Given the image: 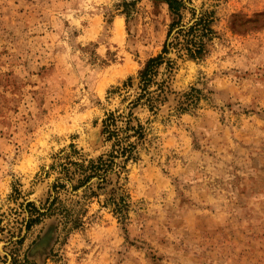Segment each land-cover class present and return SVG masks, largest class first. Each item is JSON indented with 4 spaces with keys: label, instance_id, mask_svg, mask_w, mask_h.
<instances>
[{
    "label": "rangeland",
    "instance_id": "374dc122",
    "mask_svg": "<svg viewBox=\"0 0 264 264\" xmlns=\"http://www.w3.org/2000/svg\"><path fill=\"white\" fill-rule=\"evenodd\" d=\"M187 3L213 33L199 59L170 54L155 113L132 110L144 135L118 181L122 217L61 167L110 149L102 120L160 52L167 5L0 0V264H264V0ZM53 196L69 216L38 215Z\"/></svg>",
    "mask_w": 264,
    "mask_h": 264
},
{
    "label": "trees",
    "instance_id": "16d2710c",
    "mask_svg": "<svg viewBox=\"0 0 264 264\" xmlns=\"http://www.w3.org/2000/svg\"><path fill=\"white\" fill-rule=\"evenodd\" d=\"M160 1L167 5L171 14V22L168 25L160 52L148 58L137 71L136 84H133V79L130 77L124 82V85L132 87L134 90L132 99L127 101L125 109L121 112H118L117 109L109 111L102 120L101 133L110 142V149L94 159L87 161L69 160L61 167L62 178L71 184L72 190L82 186L90 189L88 186L92 183L88 182L94 179L96 181L95 187L107 195L104 197L103 203L111 206L112 211L122 217L124 216L122 214L126 202L124 195L116 194L118 181L125 170L126 162L135 158L137 143L144 135L143 125L140 124L138 118L134 117L132 110L143 106L155 113L159 105L167 100V95L170 92L168 82L175 67V59L170 54L174 53L175 57L185 55L193 59H199L206 54L205 43L213 33L210 12L199 11L195 15L194 9L187 6L188 0ZM129 4L131 3L122 2L124 10L126 5ZM190 10L193 16L189 21L184 22L185 12ZM160 66H162L163 71L162 76L158 78ZM177 104V109H184L183 102L177 101ZM62 178H58V181L53 183L52 188L54 190L57 187L64 186V182H59ZM111 184L113 186L108 188ZM91 194H95V192L91 190ZM56 200L57 196H53L50 200L47 199L46 206L43 207L44 210H37L38 215H51L62 212V217L69 216L71 209H64L65 207L62 204H60L61 206L55 205ZM28 205H32V203L28 202ZM73 217L76 222L75 225L78 224L77 222L81 220L80 214L78 216L77 213H73ZM36 219L38 217L28 221Z\"/></svg>",
    "mask_w": 264,
    "mask_h": 264
}]
</instances>
